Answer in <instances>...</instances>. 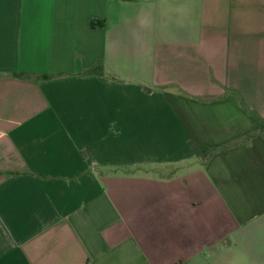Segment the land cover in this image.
<instances>
[{
  "label": "crops",
  "instance_id": "0c3cea01",
  "mask_svg": "<svg viewBox=\"0 0 264 264\" xmlns=\"http://www.w3.org/2000/svg\"><path fill=\"white\" fill-rule=\"evenodd\" d=\"M0 264H264V0H0Z\"/></svg>",
  "mask_w": 264,
  "mask_h": 264
},
{
  "label": "trees",
  "instance_id": "16d2710c",
  "mask_svg": "<svg viewBox=\"0 0 264 264\" xmlns=\"http://www.w3.org/2000/svg\"><path fill=\"white\" fill-rule=\"evenodd\" d=\"M94 25V24H93ZM104 71V65L101 64H97L95 67H93L91 70H89L87 72V74L89 75H99ZM17 77H28L29 75L26 74H15ZM44 77V76H43ZM47 78V77H45Z\"/></svg>",
  "mask_w": 264,
  "mask_h": 264
},
{
  "label": "rangeland",
  "instance_id": "374dc122",
  "mask_svg": "<svg viewBox=\"0 0 264 264\" xmlns=\"http://www.w3.org/2000/svg\"><path fill=\"white\" fill-rule=\"evenodd\" d=\"M232 251L238 252V253H244V252H246V250L244 248H237V249H234Z\"/></svg>",
  "mask_w": 264,
  "mask_h": 264
}]
</instances>
